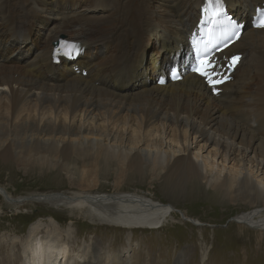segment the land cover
Masks as SVG:
<instances>
[{"label":"bare ground","instance_id":"1","mask_svg":"<svg viewBox=\"0 0 264 264\" xmlns=\"http://www.w3.org/2000/svg\"><path fill=\"white\" fill-rule=\"evenodd\" d=\"M224 1L227 12L244 27L239 40L222 56L242 53V57L232 80L213 91L189 67L193 58L188 38L203 0H0V112L6 114L5 126L13 125V118H21V111L31 108L39 121L46 113L63 119L62 123L46 121L40 126L23 120L18 122L19 127H8L6 131L0 121V156L15 157L26 153V148L33 153L50 151L56 138L63 140L71 134L83 137L82 132L93 131L84 126L85 122L77 128L70 125L77 112L102 117L110 124L118 123L119 114L126 112L127 118L122 122L131 117L136 123L129 169L141 175L144 167L150 166L153 172L159 171L160 185L166 189L177 188L191 179H205L222 194L239 197L251 206L262 203L264 207V28H255L250 18L264 0ZM61 36L76 40L84 50L75 59L65 57L56 65L51 62L52 43ZM170 69L180 75L179 80L172 77ZM160 126L172 131L171 142L184 144L179 149L181 153H168L163 164L160 159L150 162L143 149L160 146V140L152 137V131L160 132ZM95 131L112 144L120 139L118 133L104 126L95 127ZM186 133L194 138L197 150L206 152V156L201 155L204 167L212 166L217 156L222 163H231L228 170L223 164L214 173V165L203 171L199 155L186 145ZM21 138L26 145L19 143ZM65 141L53 149L61 158L68 157L72 149ZM209 147L213 153L207 150ZM80 150L72 149L77 156ZM209 154L214 163L208 166ZM104 155L100 154L101 160L109 162L111 157ZM236 166L238 170L234 169ZM94 186L88 184L86 188ZM2 190L5 191L0 187V194L4 195ZM85 191L70 195L49 193L35 200L78 207L80 218L72 222H87L88 218L95 222L91 225L96 229L114 230L115 239L108 243L112 247L121 243L125 229L134 236L138 229L169 227L175 210L148 194ZM259 210L244 213L239 221L264 231V219L253 220L261 213ZM50 216L56 225L48 224L44 238H37V229L30 228L28 239L22 243L26 253L23 264H116L120 259L118 254L109 259L97 238L73 252L68 245L73 237L64 236L66 228H60L55 216ZM79 252L85 256L82 261ZM166 252L161 251L165 260L160 264H167ZM197 261L187 258L184 264ZM13 262L14 259L7 264ZM181 262L178 256L173 264Z\"/></svg>","mask_w":264,"mask_h":264},{"label":"rangeland","instance_id":"2","mask_svg":"<svg viewBox=\"0 0 264 264\" xmlns=\"http://www.w3.org/2000/svg\"><path fill=\"white\" fill-rule=\"evenodd\" d=\"M21 60H24V58ZM177 76L180 77L178 74ZM4 101L5 99H1V102ZM20 115L21 118H13V120L15 119L13 125L8 126L6 124L5 126L6 114L0 112V121L4 131L14 126L19 127V123H22L23 120L27 122L31 120L39 126L46 123V121H53L55 124L63 122L62 116L55 118L54 114L48 116L47 113L42 121H39L33 108L21 111ZM125 118H127L126 112H122L119 114L118 123L110 124V122H104L102 117L97 118L95 115L77 112L73 121L71 119L70 125L77 128L78 125L85 122L84 126L92 127L93 131L90 133L82 132L83 137L71 134L64 136L63 140L56 138L55 142H52L50 151L41 150L38 153H33L29 152L30 148H26L27 152L21 153L22 156L17 154L20 157L0 156V187L5 190L9 198L42 196L48 193L70 195L71 192H82L83 190H86V194H113L116 192L148 194L155 201L169 204L171 207L174 206L175 210H172L173 213L168 222V226L169 224L170 226L157 230L138 229L135 230L134 236L130 229H125L124 235L121 236L123 238L121 243L118 241V244L112 247L108 243L115 239L112 238L116 234L114 230L96 229L91 225L95 222L83 215H81L84 217L83 220L86 218L87 222L83 221L75 224L72 222V220L80 218V214L77 212L78 207L55 206L36 200L10 203L0 194V264H7L13 259L14 264H23L24 254L26 255V253L23 250L22 243L25 239H28L31 233L30 228L34 226V230L37 229V238H40V236L44 238L47 235V229H49L48 224L55 222L50 215L55 216L58 221L57 225L59 223L60 228H66L63 231L64 236L73 237L69 239L68 243L70 250L73 249V252L78 251L83 247L81 245H89L93 239L97 238L109 259L114 254H118L120 259L116 264H133L135 261V264H160V261L165 260L160 255L162 254L161 251H167L165 255L169 254L167 264H173L174 259L178 256L181 257L182 262L180 264H184L187 258H197L196 264H264V231L257 229L255 226H252V228L249 224L239 221V216L256 209H260L261 213L255 215L253 220L264 219L263 204L259 203L256 206H251L239 197L222 194V192L216 191L212 187V183L205 179L199 181L191 179L187 183L174 188L175 190L172 188L166 189L160 185L162 180L159 171L153 172L154 169L148 165L144 167L141 175L135 173V171L128 168V157L129 149L133 148L132 143L135 136L133 129L136 127V123L131 117H128V120L123 123L122 121ZM68 121L69 119L66 120V122ZM103 126L111 132L118 133L120 138L117 140L118 142L112 144L113 141L98 136L100 131L96 132L95 127L102 128ZM152 132V137L160 140L161 147L147 148V150L143 146L145 155L150 162L160 159L163 164L168 153L170 155L181 153L179 149L184 145L183 141L182 144L178 145L171 142V130H163L160 126V132L155 130ZM180 134L182 135V131ZM186 135V145L189 150L191 147L192 152L199 155L198 161L203 171L210 170L214 165L212 168V173H214L218 168H222L223 164L228 170L227 166L231 163H222L217 156L215 160L212 158L214 163L211 161L210 154L208 155L210 158L207 159L208 166L214 164L208 168L207 166L204 167L205 163H203L201 155L206 156V152H202L201 149L197 150L198 147L194 143V138L188 133ZM18 140H21L19 141L20 144L26 145L22 142V138ZM64 141L71 144L73 151L74 148L81 149L80 154L77 156L71 149L72 154L70 151L69 156L66 157L67 159L61 158L58 150L54 151L53 149H58V145ZM31 150L35 149L31 148ZM207 150H212L213 153L211 147ZM96 152L97 155H95ZM100 154L110 156L111 160L109 162L101 160ZM89 155L93 156L90 157ZM3 158L7 160H3ZM234 169L238 170L239 167L236 166ZM246 169L245 166V171H247ZM223 173L224 171L220 175ZM88 184H94L95 186L87 189L86 185ZM259 185L261 186V184ZM193 220H197L199 223L194 224ZM88 222L90 224H87ZM258 241H263L261 242L263 244L256 245ZM12 247L13 251H11ZM77 247L81 248L78 249ZM80 255L79 259L82 261L85 256L82 253Z\"/></svg>","mask_w":264,"mask_h":264},{"label":"snow or ice","instance_id":"3","mask_svg":"<svg viewBox=\"0 0 264 264\" xmlns=\"http://www.w3.org/2000/svg\"><path fill=\"white\" fill-rule=\"evenodd\" d=\"M212 4L214 9L213 14L216 16L220 15L223 12V0H212ZM255 26L264 28V10H260V20L259 22L255 23ZM238 59V57H233L231 65H234ZM214 60V55H211L207 52L201 54L197 58L196 66L193 68V71L199 76L203 77L208 86L213 91H216L217 85L223 83L228 79V77L224 73L217 71L218 65L214 63ZM160 82L163 83L164 81L161 80Z\"/></svg>","mask_w":264,"mask_h":264},{"label":"water","instance_id":"4","mask_svg":"<svg viewBox=\"0 0 264 264\" xmlns=\"http://www.w3.org/2000/svg\"><path fill=\"white\" fill-rule=\"evenodd\" d=\"M3 194H4L3 196H4L5 200H7L10 203H15V202L19 203V202H23L24 200H35V199H37L36 197H38V196H30V197H21V198H11V197L9 198V196H7V193L5 191H3ZM54 194H56V193H50V196L54 195ZM39 197L42 199V198H45L47 196L42 195Z\"/></svg>","mask_w":264,"mask_h":264}]
</instances>
